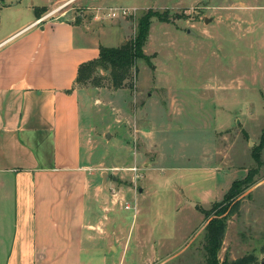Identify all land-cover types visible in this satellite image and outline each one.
<instances>
[{
    "label": "rangeland",
    "instance_id": "obj_1",
    "mask_svg": "<svg viewBox=\"0 0 264 264\" xmlns=\"http://www.w3.org/2000/svg\"><path fill=\"white\" fill-rule=\"evenodd\" d=\"M92 1L62 18L105 27L101 39L114 47L143 14L157 15L129 85L81 88L97 173L84 264H209L202 209L252 169L218 264H263L264 148L262 165L253 152L264 136V0ZM113 7L137 12L103 18Z\"/></svg>",
    "mask_w": 264,
    "mask_h": 264
},
{
    "label": "crops",
    "instance_id": "obj_2",
    "mask_svg": "<svg viewBox=\"0 0 264 264\" xmlns=\"http://www.w3.org/2000/svg\"><path fill=\"white\" fill-rule=\"evenodd\" d=\"M77 1L0 0V264H84L97 173L76 78L111 45L105 27L62 18Z\"/></svg>",
    "mask_w": 264,
    "mask_h": 264
},
{
    "label": "trees",
    "instance_id": "obj_3",
    "mask_svg": "<svg viewBox=\"0 0 264 264\" xmlns=\"http://www.w3.org/2000/svg\"><path fill=\"white\" fill-rule=\"evenodd\" d=\"M46 10V7L36 8V15L40 17ZM156 15L157 13L151 10L143 14L138 19L135 35L125 40L121 45L116 47L100 45V53L97 58L80 64L76 85L80 87L108 86L113 89L129 85V80L133 74L137 73V61L149 57L145 53L144 47L149 38L151 19ZM101 70L109 71L110 76L104 77L100 74ZM104 80H109V82L104 83ZM263 148L264 136L258 148L253 152L259 165L263 164L261 161ZM256 173V169L249 170L244 178L233 182L222 201L214 203L210 209H202L206 220H208L205 227V249L209 264H218V252L223 243L228 217L239 209V197L255 183Z\"/></svg>",
    "mask_w": 264,
    "mask_h": 264
},
{
    "label": "built area",
    "instance_id": "obj_4",
    "mask_svg": "<svg viewBox=\"0 0 264 264\" xmlns=\"http://www.w3.org/2000/svg\"><path fill=\"white\" fill-rule=\"evenodd\" d=\"M102 11V17L103 18H109V19H114V18H121V17H126L131 14H135L137 12V8H129V7H113L109 9H103ZM100 17V15H99ZM98 17V18H99ZM43 19H39L38 22H41Z\"/></svg>",
    "mask_w": 264,
    "mask_h": 264
},
{
    "label": "water",
    "instance_id": "obj_5",
    "mask_svg": "<svg viewBox=\"0 0 264 264\" xmlns=\"http://www.w3.org/2000/svg\"><path fill=\"white\" fill-rule=\"evenodd\" d=\"M262 263L264 264V259H263Z\"/></svg>",
    "mask_w": 264,
    "mask_h": 264
}]
</instances>
